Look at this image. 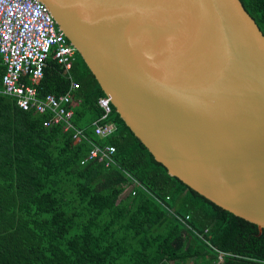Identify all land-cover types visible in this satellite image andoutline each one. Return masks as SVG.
<instances>
[{
  "label": "trees",
  "instance_id": "obj_1",
  "mask_svg": "<svg viewBox=\"0 0 264 264\" xmlns=\"http://www.w3.org/2000/svg\"><path fill=\"white\" fill-rule=\"evenodd\" d=\"M240 2L264 35V0ZM4 70L0 56V89ZM69 75L49 57L36 88L59 97L78 83L82 143L0 95V264H264V229L170 176L114 108L115 133L96 136L105 95L77 52ZM91 144L113 146L116 166L81 164Z\"/></svg>",
  "mask_w": 264,
  "mask_h": 264
},
{
  "label": "water",
  "instance_id": "obj_2",
  "mask_svg": "<svg viewBox=\"0 0 264 264\" xmlns=\"http://www.w3.org/2000/svg\"><path fill=\"white\" fill-rule=\"evenodd\" d=\"M168 174L264 229V35L240 0H39Z\"/></svg>",
  "mask_w": 264,
  "mask_h": 264
},
{
  "label": "built area",
  "instance_id": "obj_3",
  "mask_svg": "<svg viewBox=\"0 0 264 264\" xmlns=\"http://www.w3.org/2000/svg\"><path fill=\"white\" fill-rule=\"evenodd\" d=\"M75 53V48L58 29L42 2L0 0V56L5 68L0 95L13 98L23 111L49 115L43 122L44 127L61 125L64 132H71L75 143H82L88 138L71 121L73 107L78 102L72 91L79 88L78 83L71 81L69 92L59 97L52 94L39 97L36 88L49 57L70 79L69 71L75 61ZM96 105L101 115L92 123L94 134L100 138L111 136L116 131V125L110 120L113 111L111 100L107 96L100 97ZM114 154L113 146L102 148L91 144V150L81 164L96 160L105 167L116 166ZM222 258L220 253L217 264L222 262Z\"/></svg>",
  "mask_w": 264,
  "mask_h": 264
},
{
  "label": "rangeland",
  "instance_id": "obj_4",
  "mask_svg": "<svg viewBox=\"0 0 264 264\" xmlns=\"http://www.w3.org/2000/svg\"><path fill=\"white\" fill-rule=\"evenodd\" d=\"M128 189H129V188H127V187H126V188H125V192H124V193H127V192H128Z\"/></svg>",
  "mask_w": 264,
  "mask_h": 264
}]
</instances>
